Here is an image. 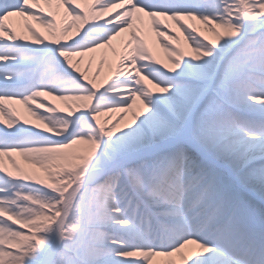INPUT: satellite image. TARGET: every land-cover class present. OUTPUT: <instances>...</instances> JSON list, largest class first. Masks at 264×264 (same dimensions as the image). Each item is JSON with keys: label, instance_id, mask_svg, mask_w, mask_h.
I'll use <instances>...</instances> for the list:
<instances>
[{"label": "snow or ice", "instance_id": "1", "mask_svg": "<svg viewBox=\"0 0 264 264\" xmlns=\"http://www.w3.org/2000/svg\"><path fill=\"white\" fill-rule=\"evenodd\" d=\"M0 264H264V0H0Z\"/></svg>", "mask_w": 264, "mask_h": 264}]
</instances>
